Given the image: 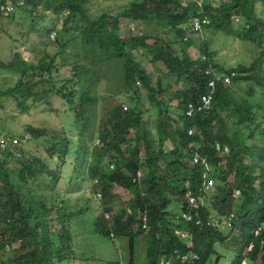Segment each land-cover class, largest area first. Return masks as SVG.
I'll list each match as a JSON object with an SVG mask.
<instances>
[{"label":"trees","instance_id":"1","mask_svg":"<svg viewBox=\"0 0 264 264\" xmlns=\"http://www.w3.org/2000/svg\"><path fill=\"white\" fill-rule=\"evenodd\" d=\"M11 1L0 24L23 20L37 33L29 49L42 53L0 58L12 78L0 87V108L9 100L26 114L39 105L61 124H25L16 134L7 125L14 115L0 123V264H119L107 249L123 237L125 264H136L138 243L143 264L173 254L187 255L174 264H250L257 253L264 264V0H128L95 15L91 0ZM190 16L203 24L194 29ZM219 35L235 36L249 63L222 66L210 49ZM216 74L229 82L210 88ZM203 174L215 185L205 189ZM123 192L130 201L116 205ZM85 194L100 199L95 214ZM177 200L190 221L172 220L167 206ZM240 224L246 232L234 239Z\"/></svg>","mask_w":264,"mask_h":264},{"label":"rangeland","instance_id":"2","mask_svg":"<svg viewBox=\"0 0 264 264\" xmlns=\"http://www.w3.org/2000/svg\"><path fill=\"white\" fill-rule=\"evenodd\" d=\"M98 1V2H97ZM128 0H91L89 2V11L91 14L95 15L99 12V10L103 7L109 6L113 10L117 9L119 5L124 4ZM181 2V1H180ZM16 17H19V12L16 11ZM51 14L46 16L45 21L43 22L44 25L51 26L52 22L50 21ZM236 22V20H234ZM238 22V21H237ZM23 20H20L18 22H9L8 19H2V22L0 24V58H8L13 51H18L22 57L26 59H34L35 56H39L42 52H38V49L35 48L34 51L29 49V45L31 46V42L36 39L37 33L35 32H30L28 28L24 25ZM236 25V23H234ZM233 24V26H234ZM40 26V25H37ZM7 31L11 34H8ZM12 35H16V41H12ZM217 42H210V49H212L213 56L215 59H217L222 66L227 67V66H232L235 65L238 62H244L245 64L249 63L250 61V53L249 50L247 51V48L241 47L239 40L233 36L230 35L228 37H225L223 35H219L216 37ZM25 41V42H24ZM199 46H191L189 48L190 54L193 56L197 53V48ZM196 52V53H195ZM144 64H146V67L150 70L151 69V64L147 61H143ZM162 68V66H159ZM68 67H61L60 68V73L61 74H66L67 73ZM9 73L3 71L0 69V87H6L8 85H11L12 83V78H9ZM142 93H144V90L142 89ZM142 98V103L143 107H148L147 105L148 100L141 96ZM119 100H122L123 98H118ZM117 100V99H116ZM50 101L52 103V106L58 107L60 106V102L58 99L55 98H50ZM5 108L1 107L0 108V123L10 114L15 116V119L12 122H8V126L17 134L19 131H21L24 127L25 124H32L35 126L42 125L43 123L47 124H53L54 126H59L61 124L60 118H53L52 114L47 111V109H44L42 106H37L35 108L30 109V111L26 114H19L16 109L14 108V105L12 104L11 101L9 100H2L1 102ZM123 105L128 106L126 102H123ZM61 107V106H60ZM148 115L151 119H153L156 116V110L155 108L153 109H148V112L144 111V116L148 118ZM151 126V125H150ZM14 133V134H15ZM1 137L4 138L5 143L7 140L5 139V136ZM224 160V159H223ZM248 159H245L244 161L246 162ZM185 184H187L185 182ZM254 184H257V181H254ZM212 185H215V181L213 182ZM211 185V186H212ZM211 186L204 187L205 189H208ZM88 195L90 198V202L92 205V214H95L100 207V199L97 197V195H91V194H85L84 198ZM120 195V198L117 199V203L122 200L124 202L130 201L129 198L131 197V194L129 192H123ZM69 197V196H67ZM190 200H194V198L191 196ZM204 199H200V203H203ZM194 203L197 204V201L194 200ZM199 203V202H198ZM119 204V203H118ZM116 209V206L114 207ZM167 210L169 211L170 214H174L172 216L173 221H179L180 216L182 215V211L180 209V201H173V203H170L167 206ZM225 223L227 224H220L222 225L220 228L223 230V226L226 227L228 225L229 220H224ZM246 226L245 224H240L237 226V228L233 229V233L231 236L235 239L237 235L242 234L241 236H244L246 232ZM254 227V223L250 224V228L252 229ZM227 228V227H226ZM264 228V227H263ZM176 233L180 236H185V232L178 228L176 230ZM115 241V246L114 249L112 247H109L107 251L111 252V256L113 258H117L119 260V264H125L124 258L127 256L126 255V246H127V238H116L114 239ZM234 241V240H233ZM235 243L231 244L232 249H229L224 252V260L225 262L228 261L230 258L234 257L235 254ZM250 248V245L247 247V250ZM217 249L220 252H223L226 249V242L225 246L221 245L220 243L217 244ZM114 250H117V254H114ZM134 260H136V264H143V255H144V246L140 245L139 243L135 247V252H134ZM97 254V253H96ZM101 260L98 262H105L104 258V253L101 255ZM261 258L259 253L256 254V256L251 259L250 264H260ZM226 264V263H223Z\"/></svg>","mask_w":264,"mask_h":264},{"label":"built area","instance_id":"3","mask_svg":"<svg viewBox=\"0 0 264 264\" xmlns=\"http://www.w3.org/2000/svg\"><path fill=\"white\" fill-rule=\"evenodd\" d=\"M18 4L22 3L21 1H18L17 2ZM181 4H185L186 2L184 0H181L180 2ZM0 9L1 10H6V11H11L13 9V2L11 0H6L5 2H1L0 1ZM189 23L192 24L193 28L196 29L198 26H199V21L198 19L196 18V16H193V17H190V20H189ZM49 36L51 38L54 37V32H51L49 34ZM225 81H228L229 79L227 77L224 78ZM208 85L210 87L213 86V81H209ZM199 105L197 106V108H206L208 107V105L210 104V101L212 99V92L209 91L207 93H202L200 96H199ZM195 106H193V103L192 102H189L188 103V109L186 111V115H189L193 108ZM125 108V106H124ZM188 131H192L191 129H189ZM0 145L1 146H4V139L3 138H0ZM197 157L198 155H196L193 160L194 161H197ZM213 184V178L211 176H205L203 174V186L204 187H207V186H211ZM190 199V198H189ZM190 202L192 203L193 206H195L196 204L194 203V200H190ZM191 214H188V213H184L182 214L183 218L187 221H190L192 218L190 216ZM196 223H198V221L196 220ZM8 249V247H6ZM174 253H177L176 251ZM178 257H180L181 259H187V255H182L180 256V254H173L171 256H169V259H165V258H162L159 260V262H157L156 264H174L173 263V260H176ZM193 257H195V255H193Z\"/></svg>","mask_w":264,"mask_h":264},{"label":"clouds","instance_id":"4","mask_svg":"<svg viewBox=\"0 0 264 264\" xmlns=\"http://www.w3.org/2000/svg\"><path fill=\"white\" fill-rule=\"evenodd\" d=\"M191 17V16H190ZM189 20H190V18H189ZM189 20H188V22H189ZM197 55H199L201 58H204V55H201V54H197ZM193 56H196V55H193ZM192 56V57H193ZM225 77H227L228 79H229V77L227 76V75H224V74H216L215 75V78H210L209 79V81H213V86H214V84H215V82L217 81V80H222V81H224V82H229V80L228 81H225L224 80V78ZM209 81L207 82V85H208V83H209ZM209 86V85H208ZM212 86V87H213ZM212 87H210V88H212ZM211 92H212V90H210ZM207 92H209V91H206V92H204V93H207ZM196 155H198L197 153H195L194 155H193V158L196 156ZM192 158V159H193ZM194 161V160H193ZM138 174H139V172H138Z\"/></svg>","mask_w":264,"mask_h":264},{"label":"bare ground","instance_id":"5","mask_svg":"<svg viewBox=\"0 0 264 264\" xmlns=\"http://www.w3.org/2000/svg\"><path fill=\"white\" fill-rule=\"evenodd\" d=\"M179 1H180V0H179ZM15 2H16V1H15ZM21 5H22V4H21ZM12 10H13V9H12ZM200 19H201V18H200ZM209 19H210V18H209ZM200 21H202V20H200ZM208 21H209V20H208ZM199 23H200V22H199ZM207 23H208V22H207ZM200 24H201V23H200ZM202 24H203V23H202ZM202 24H201V25H202ZM201 27H202V26H201ZM197 102H198V101H197Z\"/></svg>","mask_w":264,"mask_h":264}]
</instances>
